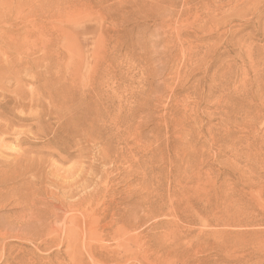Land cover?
<instances>
[{
  "label": "rangeland",
  "instance_id": "1",
  "mask_svg": "<svg viewBox=\"0 0 264 264\" xmlns=\"http://www.w3.org/2000/svg\"><path fill=\"white\" fill-rule=\"evenodd\" d=\"M117 1L116 26L85 19L66 28L56 114L40 122L35 111L15 119L0 108L10 124L0 160L30 166L16 181L0 175L10 186L0 189V264H73L72 212L54 222L49 209L65 200L60 183L88 166L126 213L103 237L121 258L104 264H264V0ZM102 72L110 80L97 98ZM96 134L109 142L106 166ZM28 200L38 201L43 237L25 221ZM81 252L76 264H96Z\"/></svg>",
  "mask_w": 264,
  "mask_h": 264
},
{
  "label": "bare ground",
  "instance_id": "2",
  "mask_svg": "<svg viewBox=\"0 0 264 264\" xmlns=\"http://www.w3.org/2000/svg\"><path fill=\"white\" fill-rule=\"evenodd\" d=\"M115 1L116 0H0V99L3 102L0 108H2L5 112L11 114L15 119L20 118V116H18L15 113L16 110H19L20 113L26 111H29L31 113L32 111H35L38 118L40 119V122H43L45 120L44 119L45 116L56 114L55 109L57 105L54 103V92L56 91H54V89L58 87L56 86V84L60 82L59 81L61 77L60 73L62 72L61 66L63 64L64 53H65V51L63 52V50H65L64 47L65 44H67V43H63V40H65L64 39L65 37L68 36L72 37V34L68 32L71 29V24L72 25L75 24L76 26L79 23L85 21V19H98V21L100 22L101 25L104 26V28L116 26L118 21H116L115 15H118L123 12L121 10V5L123 1H117V2ZM133 3H134L133 8L135 7V9L139 11L136 2ZM152 14L156 17H159L160 15L159 13H155V12H153ZM101 25H100V29H101ZM66 28H68L69 30ZM102 38L104 39L105 37ZM66 40L69 41L70 39L66 38ZM97 42H95V44H97ZM101 42L103 41L100 40V43ZM99 52L100 51L98 50L97 53ZM97 53L95 54V56H97ZM98 59H102L103 61V58L99 57ZM64 63H66V61ZM103 72L101 76L98 78L99 82L96 78L95 79L97 81L95 85H93L90 82L93 85V87L91 88L92 94L94 93L93 95L97 96V98L100 92L99 86L102 87L107 85L110 80L108 79L109 76L107 77L108 74L106 75ZM33 83L36 84V86L34 88L28 89L27 87ZM101 94H100V99H98L97 101L99 102L102 108L101 111L103 113H101L100 115L98 113L99 111L96 112L97 114L100 115L101 122L104 126L107 124L108 113H107V107L105 106V103H103L102 101L103 98L101 97ZM96 117L98 118V115ZM9 127L10 124L8 122L5 123L0 122V134L6 136L9 131L8 130ZM90 131L92 132L93 130ZM98 133L99 132L97 130V134ZM94 134L92 136V139L96 141L97 139L93 138ZM87 135H89L88 132ZM84 136L86 135L84 134ZM97 137H98V142L99 139H101L102 141V147H104L102 150L103 153H106L105 155L103 154L104 157L101 159L102 164L106 166L107 163L109 162L108 159H110V158L107 159L108 151L106 148V145H109V142L107 144V137L103 138L100 135L99 136L97 135ZM83 139H85V137ZM90 139L88 138V140ZM22 162L18 160L13 164L11 163L7 164L6 162L0 160V168L5 166L10 167V169L8 170L0 169V175H8L10 173L14 175V177L11 179L12 181H16L18 178H22L27 173L26 171L27 169H29L28 167H30L26 165H21ZM12 168H16L15 170H18V172L12 171L13 170ZM76 171L79 172V174L71 183L69 184H64L63 182L60 183L59 188L61 189L62 194L65 198V200L60 204L61 206L59 208L54 207L52 209H49L50 220H54V222L55 220H58L60 218V215L65 216V213L69 214V212H72L66 217L68 218V221H75L76 224L72 231L69 230L67 232L68 234L66 233L67 235L65 237V242H66L65 253L68 254V256L70 257L69 259L72 260L73 264H76L80 260V255L81 256L83 255L81 254L82 253L81 248L82 250L86 251L88 258H90L93 261V263L96 264H102V263L104 264L106 262L113 261L114 258L116 259L118 257L121 258L119 256V253L116 251V249L110 250L111 249L110 248L108 250L107 247L108 245L103 244L105 240L103 239V237H106L111 234L112 232L111 229L114 225L120 224L122 226V224L125 222L124 219L126 213L121 212L123 211L122 208L116 209L113 206L115 204L114 198L107 200V198L110 197L108 181L107 179L105 181V179H103L102 176L98 177L96 175L95 170L93 169V166H88L86 171L82 168H78ZM95 177H98V180L94 184L93 180L95 179ZM37 183L40 182L38 181ZM3 188H8V189L10 188L9 181H7L6 178L0 180V189ZM79 194L81 196H78ZM28 195L30 196V194ZM66 200H70V202L66 203L65 202ZM37 202L35 200L33 201L28 200L29 205L31 206V208H34V210H32V212L28 216L30 217L29 220L27 221L26 219L25 221L26 223L29 224H33L34 222L38 223L39 225L38 224L37 225L40 227V229L38 227L36 229L40 233L37 236L43 237L45 235V232L43 231L44 230L43 223L45 222L42 221L43 218L42 213L39 211V209L35 208ZM56 211L60 212V214H58ZM107 219H109V221L106 222L103 226H100L101 222H105ZM106 229H109L110 232L107 231L106 234H104ZM114 233L115 231H113V234ZM0 235H2L1 232ZM137 239L135 241H137ZM52 243H54V241L50 240L46 243V245L49 246ZM63 245L64 244H62V246ZM39 246H40V242H39ZM82 260L81 263L83 262Z\"/></svg>",
  "mask_w": 264,
  "mask_h": 264
}]
</instances>
